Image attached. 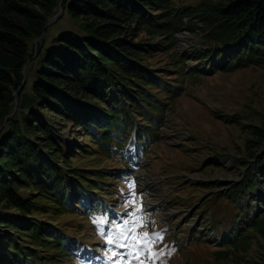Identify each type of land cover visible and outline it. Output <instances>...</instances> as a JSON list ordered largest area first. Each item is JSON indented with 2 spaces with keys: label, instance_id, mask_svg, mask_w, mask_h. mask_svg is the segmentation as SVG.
<instances>
[{
  "label": "trees",
  "instance_id": "obj_1",
  "mask_svg": "<svg viewBox=\"0 0 264 264\" xmlns=\"http://www.w3.org/2000/svg\"><path fill=\"white\" fill-rule=\"evenodd\" d=\"M60 1L0 0V264L74 259L77 237L61 217L117 215L109 184L133 178L127 137H139L141 118L165 109L159 93L176 99L184 91V83L166 81L165 69L150 62L176 49L182 32L197 39L186 58L170 54L180 76L264 67V0H63L61 16L77 26L59 29L60 16L46 27ZM51 27L59 34L46 48ZM249 114L230 121L260 118L261 125L246 127L251 145H264V113ZM59 125L88 143L73 153ZM101 155L120 157L124 166L72 165ZM263 169L260 162L264 184ZM89 201L96 203L91 211ZM244 217L239 230L218 235L223 248L245 250L264 239V212L250 208ZM253 264H264V253Z\"/></svg>",
  "mask_w": 264,
  "mask_h": 264
},
{
  "label": "rangeland",
  "instance_id": "obj_2",
  "mask_svg": "<svg viewBox=\"0 0 264 264\" xmlns=\"http://www.w3.org/2000/svg\"><path fill=\"white\" fill-rule=\"evenodd\" d=\"M175 2L194 5L200 0ZM61 19L58 24L61 30L77 26L67 17L61 16ZM58 34L56 27L48 30L46 48ZM196 39L195 34L182 32L172 52L177 51L186 58ZM171 53L158 54L150 62L156 68L165 69L161 75L166 81L184 83V91L176 99L159 93L165 109L162 107L163 111H153L141 118L143 132L139 137H127L133 151L141 153L134 155L129 151L126 155L134 165L128 166L133 178L109 184V199L117 215L110 218L97 212L87 218L78 214L61 217L68 234L77 238L72 243L74 259L61 254L56 264H113L108 260L110 253L106 254L107 245L93 220L106 216L109 221L114 219L119 223L125 219L127 211H131V207L125 206V200L129 183L133 181L136 201L142 208L138 215L143 218L144 226L139 231L163 235V240L152 246L150 252L140 253L144 264H253L264 253V239H254L245 250L223 248L221 240L217 241L218 235L224 236L221 232L239 230L238 224H243L250 208L264 212V184L259 170V163H264V159L260 160L264 145H251L253 136L246 127L261 125L262 120L253 121L250 114L253 110L264 113V67L185 77L179 75V66L174 64ZM186 63L190 64V57ZM191 65L196 62L191 60ZM243 112H249L250 118L242 124L230 121L232 116ZM61 128L57 126L73 153L79 144L88 143L86 138L72 135L70 125ZM72 165L122 169L124 163L120 157L101 155L75 159ZM95 204L88 202L90 211ZM109 226L105 225V229ZM224 251L226 255L222 254ZM131 264L138 261L133 260Z\"/></svg>",
  "mask_w": 264,
  "mask_h": 264
},
{
  "label": "snow or ice",
  "instance_id": "obj_3",
  "mask_svg": "<svg viewBox=\"0 0 264 264\" xmlns=\"http://www.w3.org/2000/svg\"><path fill=\"white\" fill-rule=\"evenodd\" d=\"M136 197V184L133 181L129 183V195L125 200V206L131 207V211H127L125 219L119 223L109 221L106 216L93 220V224L97 226L98 234L107 245L106 254L110 253L108 260L113 264H131L133 260L138 261V264H144V261L140 259V253L142 251L150 252L152 246L163 240L161 233L150 234L139 231L144 225L143 218L138 215L142 208L137 204ZM105 225H110L107 230ZM114 249H124L125 251L118 252ZM159 254L152 253L154 256ZM114 257H119V259L114 260Z\"/></svg>",
  "mask_w": 264,
  "mask_h": 264
},
{
  "label": "water",
  "instance_id": "obj_4",
  "mask_svg": "<svg viewBox=\"0 0 264 264\" xmlns=\"http://www.w3.org/2000/svg\"><path fill=\"white\" fill-rule=\"evenodd\" d=\"M62 3H63V0H61L58 4V13L52 18L49 20V22L47 23L46 27L49 26L50 24H52L53 22H55L62 14H63V7H62ZM41 40V37L38 38L36 41H35V49L37 48V44L38 42ZM26 69H27V66H25L23 68V74L24 76L26 75ZM17 111V107L15 106L14 107V112Z\"/></svg>",
  "mask_w": 264,
  "mask_h": 264
}]
</instances>
